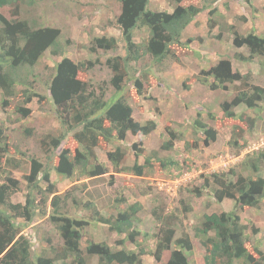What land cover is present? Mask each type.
<instances>
[{"label": "trees", "instance_id": "trees-1", "mask_svg": "<svg viewBox=\"0 0 264 264\" xmlns=\"http://www.w3.org/2000/svg\"><path fill=\"white\" fill-rule=\"evenodd\" d=\"M22 1L0 0V8L9 9L7 14L0 12L1 103L5 107H13L17 121H20V118L31 114L32 108L27 104L32 98L48 97L39 94L29 78L22 76V72L30 73L49 51L60 56L51 67L53 70L46 83L62 130L60 133L47 132L41 137V149L46 154V161L42 162L36 155L30 156L29 171L24 176L27 181L26 200L12 202L11 195L22 186L21 180L6 168L11 160L7 157L9 143L6 141V121L0 117V176L3 177L0 178V264H90L93 257L98 258V264H144L143 255L146 254L153 255L156 261L162 260L163 264H264V247L260 241L257 243L252 240L249 226L241 216L245 210L259 208L264 202V175L260 174L264 168V148L245 155L240 162L239 172L234 169L214 172L205 176L203 188H194L193 191L199 195L202 189H206L217 202L225 199L234 201L231 210L205 213L201 221L192 226L195 236L205 248L201 263H191L190 254L194 250V242L187 231L177 235L175 212L162 215L156 208L153 209V215L159 223L158 231L152 234L156 238L154 249L142 246L138 240L143 232L135 224L137 213L142 208L139 202L119 210L110 207L111 215L103 214L90 201L85 204L92 210L95 220L107 225L111 231L125 235L117 240L120 248H112L105 240H87L83 246L89 221L68 214L69 204H77V181L85 177H99L110 171L97 153L101 141H124L129 133L148 135L156 128L154 120L141 123L135 119L133 106L128 102L129 94L124 93L127 81L132 80L130 68L133 62L148 53L162 68L166 59L179 61L195 53L191 44L196 36H186V29L205 9H209L208 22L212 29L216 23L214 16H223L216 6L219 0L188 4H183L184 0H165L167 6H174L172 11L169 7V10L151 9L148 6L151 0H119L121 9L114 24L120 27L126 53L107 56L105 63L112 72L109 84L106 80L95 82L92 78L85 79L81 74L100 63V55L92 59L91 54L118 50L119 42L115 34L91 36L89 46L82 44L89 55L76 59L70 52L74 40L64 37L61 27L46 23L43 18H32L24 14ZM33 3L35 0H30V4ZM135 29L147 32L146 42L135 40ZM229 29L232 31V43L237 48L233 57L241 61L257 60L264 67V34L254 29L244 33L234 25H230ZM243 47L247 49L246 52L241 50ZM137 72L144 75L148 73L141 69ZM249 76L234 69L230 57L220 58L208 69L203 68L198 75L211 90L222 88L227 92L232 91V97L219 105L225 118L235 122V145L240 138L239 127L236 126L240 125V134L243 135L244 131L250 130L246 126L247 122L249 126L256 122L245 109L240 115L236 109L240 106L254 109L264 101V86L252 82ZM230 84H234L233 89ZM134 87L138 95H144L145 89L139 78L134 81ZM109 88L114 90L110 95ZM109 101L112 103L107 107ZM209 114L214 117L212 112ZM24 130L26 134L33 133V127L26 126ZM194 131L205 133V143L217 139V130L204 123L200 117L194 120ZM69 134H72L78 145L74 150L63 148L56 153ZM171 136L165 142V148L173 147L172 139L178 137V134L172 132ZM133 148L136 159L132 166L124 164L127 152L121 146L107 152L117 172L133 171L143 175L151 158L147 156L144 164L138 163L142 148L136 144ZM22 154L26 155L24 152ZM54 154L57 162L52 165ZM170 162L176 164L171 157L161 159L162 165L167 166ZM53 171L66 176L75 184L59 192L52 180ZM186 208L185 204L184 211ZM37 215L47 216L51 220L60 233L62 243L58 247L52 246L48 252L34 255L33 240L24 230ZM258 231L259 228L254 227L251 232ZM144 235L148 236L149 233ZM126 241L135 243L136 248H128ZM167 251L169 255L164 259Z\"/></svg>", "mask_w": 264, "mask_h": 264}, {"label": "rangeland", "instance_id": "rangeland-1", "mask_svg": "<svg viewBox=\"0 0 264 264\" xmlns=\"http://www.w3.org/2000/svg\"><path fill=\"white\" fill-rule=\"evenodd\" d=\"M201 1L184 0L182 3H201ZM261 3L262 0H219L216 6L223 16H214L213 20L216 23H213L212 29L208 22L209 9H205L194 18L186 29V36L194 38L196 36L191 44L195 53L179 61L166 59L163 61L162 68L158 67L159 65L148 53L141 55L139 61L133 62L130 68L132 80L127 81L124 93L129 94L128 102L133 106L135 119L141 123L154 120L157 125L148 135L129 133L124 141H101L97 153L110 171L99 177H85L77 181L78 186L75 190L77 204L71 203L68 206V214L89 221L85 229L83 246L87 244V240H105L112 248H120L117 240L125 236L111 231L107 225L95 220L92 210L85 206L88 201L95 204L103 214L108 215H111L110 207L119 210L139 202L142 208L137 213L135 224L143 231L138 237L142 246L150 249H154L155 246L156 238L152 234L158 231L159 223L153 215V209L156 208L162 215L175 212L177 235L187 231L194 242V250L190 254L191 263L203 261L205 248L195 236L192 226L200 222L205 213L231 210L234 207V201L225 199L217 202L206 189H202L201 195L193 190L197 187L203 188L205 176L214 172H228L232 169L239 172L240 162L245 155L264 148V101L254 109L244 106L236 109L239 115L245 109V112L253 116L256 122L253 126H249L247 122L246 126L250 127V130L244 131L243 135L240 134V125L236 126L239 127L238 137L240 138L235 145L233 135L235 122L225 118L219 105L223 100L232 97V91L227 92L222 88L211 90L208 84L198 78V75L203 68L208 69L220 58L230 57L234 69L250 74L252 82L264 86V67L257 60L241 61L233 57L237 48L232 43V31L229 29L230 25H234L244 33L254 29L264 34V5ZM148 6L154 10H164L168 9L169 4L167 6L165 0H151ZM170 7L172 11L174 6L170 5ZM120 9L119 0H35L33 4H30V0L22 1L24 14L43 18L44 22L61 27L64 37L74 40L70 52L76 59L89 55L82 44L89 46L91 36L115 34L119 42L118 50L109 53L97 51L91 54L92 59H97L100 55V63L81 74V77L85 79L92 78L95 82L106 80L107 83L112 75L105 63L107 56L114 53L122 55L126 53L120 27L114 24ZM8 11V7L0 8V12L7 14ZM134 34L135 40L139 43H144L148 39L145 30L135 29ZM219 34H221L220 37ZM65 41L64 38L63 42ZM241 50L247 51L245 47ZM59 59L60 56L48 51L30 73L22 72V76L29 78L39 94H45L48 97L32 98L27 104L32 108L31 114L20 118V121H17L13 107L2 105L0 91V117L6 121V141L9 143L7 157L11 160L6 164V168L14 177L21 180L22 186L19 191L11 195L12 202L26 200L27 181L24 176L29 171L30 156L36 155L42 162L46 161V154L41 149V137L47 132L60 133L62 130L61 123L54 112V105L49 98L46 83L53 70L51 67ZM138 69L146 70L148 73L144 75L142 72H137ZM136 78L143 83L144 95H138L135 90ZM233 87L234 84H230V88L233 89ZM113 91L109 88L108 95ZM111 103L112 101H109L107 107ZM209 112H212L214 117H211ZM197 117L217 130L215 141L210 140L205 143V133L194 131V120ZM26 126L33 127L32 134L25 133ZM172 132L177 133L178 137L172 139L173 147L165 148L164 144L170 140ZM134 144L142 148L138 163L144 164L145 158L150 156V164L144 168L143 175H137L133 171L117 172L107 152L121 146L127 152L124 164L132 166L136 159L133 151ZM77 145L72 134H69L56 153L63 148L74 150ZM23 152L26 155H23ZM166 157H171L176 164L170 162L167 166L162 165L161 159ZM56 162L57 156L54 154L51 164L54 165ZM260 174L264 175V168ZM0 178L3 179L2 176ZM52 180L61 193L75 184L71 179L55 171L52 173ZM185 204L186 211H184ZM241 216L243 222L249 226L252 240L257 243L260 241L261 246L264 247V202L259 208L245 210ZM29 224L24 233L33 240L34 255L43 251L48 252L52 246L58 247L62 243L59 231L47 216L37 215ZM254 227L259 228L257 233L251 232ZM146 232L149 233L148 236L144 235ZM126 245L128 248H136L135 243L129 241H126ZM168 255L169 251L165 252L164 259ZM143 260L144 264H163L162 260L156 261L151 254L143 255ZM90 264H98V258L93 257Z\"/></svg>", "mask_w": 264, "mask_h": 264}, {"label": "crops", "instance_id": "crops-1", "mask_svg": "<svg viewBox=\"0 0 264 264\" xmlns=\"http://www.w3.org/2000/svg\"><path fill=\"white\" fill-rule=\"evenodd\" d=\"M261 5H264V0H262V3H261Z\"/></svg>", "mask_w": 264, "mask_h": 264}]
</instances>
